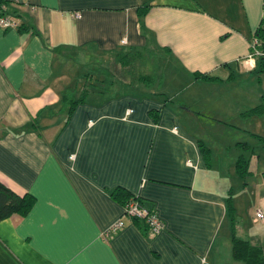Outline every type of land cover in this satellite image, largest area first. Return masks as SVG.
<instances>
[{
	"label": "crops",
	"instance_id": "obj_1",
	"mask_svg": "<svg viewBox=\"0 0 264 264\" xmlns=\"http://www.w3.org/2000/svg\"><path fill=\"white\" fill-rule=\"evenodd\" d=\"M0 2L21 22L0 29V182L35 199L0 221V264H245L234 230L264 251V62L245 61L264 0ZM135 50L157 55L153 82L76 62L123 67ZM85 89L69 115L64 96ZM117 189L163 230L151 237Z\"/></svg>",
	"mask_w": 264,
	"mask_h": 264
},
{
	"label": "trees",
	"instance_id": "obj_2",
	"mask_svg": "<svg viewBox=\"0 0 264 264\" xmlns=\"http://www.w3.org/2000/svg\"><path fill=\"white\" fill-rule=\"evenodd\" d=\"M255 35L258 36L264 42V21L257 29ZM141 54L142 52L140 50H135L129 53H120L117 57V60L123 67H129L133 59ZM262 61L264 62V59ZM142 75L143 76L140 80L143 82L146 81L147 83L153 82L155 80L154 75ZM86 94L87 90L85 89L80 97H74L71 93H67L64 96V102L69 108V115L72 113L73 109L78 103L84 101V97L86 96ZM258 110H261V106L253 108L252 110H249L246 113L256 114L257 112H259ZM205 153L206 155H208L207 151ZM249 161L250 160L248 159V157H246L244 154L240 155L237 160L236 169L238 174L242 178H245L250 173ZM113 194L117 199H124L126 197V199L123 200L124 206L127 204V202L135 199L139 200L143 204V202L138 196H132L123 189H117ZM34 200L35 199L32 195H19L14 190L6 186L4 183L0 182V221L16 213L26 214L32 208ZM143 205L147 207L145 204ZM227 207L228 214L232 217L234 221L235 207L231 195L227 199ZM149 209L151 211L154 210L153 208ZM132 218L136 220L139 224L145 225L147 233L149 232V224L145 218ZM232 253L234 259L243 261L245 264H264L263 249L260 246L254 245L250 240L240 237L235 230L232 237Z\"/></svg>",
	"mask_w": 264,
	"mask_h": 264
},
{
	"label": "built area",
	"instance_id": "obj_3",
	"mask_svg": "<svg viewBox=\"0 0 264 264\" xmlns=\"http://www.w3.org/2000/svg\"><path fill=\"white\" fill-rule=\"evenodd\" d=\"M76 17H80V14H75ZM21 26V22L18 17L15 15L8 13L2 3L0 2V29L6 30L10 28H19ZM125 42V41H124ZM264 59V42L258 37L254 36L252 41L250 42V51L246 56V63L250 68H255L256 63L259 60ZM174 131H177L174 128ZM74 157V156H73ZM125 212L130 217H138L145 218L149 224V235L151 237H155L159 234L163 228L164 223L160 219L156 210L151 211L149 208L145 207L139 200H131L127 202L124 206ZM256 217L260 220L264 221V210L259 209L256 212ZM124 225L123 221H117L107 232L108 235L111 233L117 232Z\"/></svg>",
	"mask_w": 264,
	"mask_h": 264
},
{
	"label": "rangeland",
	"instance_id": "obj_4",
	"mask_svg": "<svg viewBox=\"0 0 264 264\" xmlns=\"http://www.w3.org/2000/svg\"><path fill=\"white\" fill-rule=\"evenodd\" d=\"M72 54V53H70ZM73 57V56H72ZM97 58V57H96ZM94 58V64H95V67H92L91 69V66L89 65L88 67H85V64L84 66H82L81 64V61L77 60V66H81V70L80 72L81 73H86L88 72L89 70H93V72L95 73H99L98 71L100 72H104L106 74H114L117 78H124L126 77L127 79H130L131 81L133 82H138L141 78H142V74L144 75H155L158 71H159V68L158 67V62H157V55L155 54V52H151V51H144L142 52L141 55H138L136 56L132 63L130 64L129 67H120L118 65V63L114 62V63H111L109 64V67L104 64V63H97L95 61ZM168 82L167 80L165 81L164 84H162V87L157 84V89H160L162 90L163 92L164 91V88L167 86ZM80 95H78L77 97H79ZM181 97H177V101L180 99ZM65 112L63 114H61L60 116H65Z\"/></svg>",
	"mask_w": 264,
	"mask_h": 264
}]
</instances>
